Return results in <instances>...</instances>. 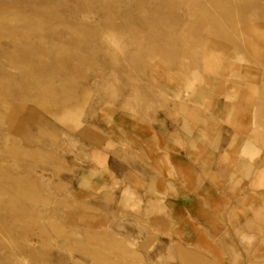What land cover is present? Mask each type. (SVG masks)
Masks as SVG:
<instances>
[{
    "label": "rangeland",
    "instance_id": "obj_1",
    "mask_svg": "<svg viewBox=\"0 0 264 264\" xmlns=\"http://www.w3.org/2000/svg\"><path fill=\"white\" fill-rule=\"evenodd\" d=\"M229 107L264 140V0H0V264H187L95 146Z\"/></svg>",
    "mask_w": 264,
    "mask_h": 264
},
{
    "label": "crops",
    "instance_id": "obj_2",
    "mask_svg": "<svg viewBox=\"0 0 264 264\" xmlns=\"http://www.w3.org/2000/svg\"><path fill=\"white\" fill-rule=\"evenodd\" d=\"M249 111L196 112L185 130L172 114L116 116L95 146L187 264H264V140Z\"/></svg>",
    "mask_w": 264,
    "mask_h": 264
},
{
    "label": "bare ground",
    "instance_id": "obj_3",
    "mask_svg": "<svg viewBox=\"0 0 264 264\" xmlns=\"http://www.w3.org/2000/svg\"><path fill=\"white\" fill-rule=\"evenodd\" d=\"M18 108V107H17Z\"/></svg>",
    "mask_w": 264,
    "mask_h": 264
}]
</instances>
